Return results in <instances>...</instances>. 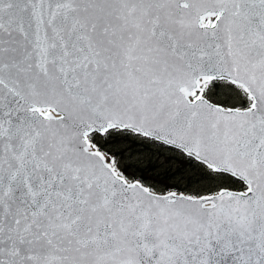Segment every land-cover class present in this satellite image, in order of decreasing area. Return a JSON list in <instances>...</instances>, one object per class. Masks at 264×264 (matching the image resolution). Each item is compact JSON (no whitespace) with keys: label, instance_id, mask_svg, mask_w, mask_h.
Segmentation results:
<instances>
[{"label":"water","instance_id":"95a60500","mask_svg":"<svg viewBox=\"0 0 264 264\" xmlns=\"http://www.w3.org/2000/svg\"><path fill=\"white\" fill-rule=\"evenodd\" d=\"M112 127L247 188L128 183L87 148ZM0 264H264V0H0Z\"/></svg>","mask_w":264,"mask_h":264},{"label":"rangeland","instance_id":"374dc122","mask_svg":"<svg viewBox=\"0 0 264 264\" xmlns=\"http://www.w3.org/2000/svg\"><path fill=\"white\" fill-rule=\"evenodd\" d=\"M214 18L215 15L209 16L206 24L213 23ZM198 96L225 108L243 109L252 104L241 86L225 79L207 80L193 95ZM88 135L102 146L90 142L88 150L98 152L105 164L128 183H139L151 192L198 197L222 189H246L239 179L133 130L113 127Z\"/></svg>","mask_w":264,"mask_h":264},{"label":"bare ground","instance_id":"6f19581e","mask_svg":"<svg viewBox=\"0 0 264 264\" xmlns=\"http://www.w3.org/2000/svg\"><path fill=\"white\" fill-rule=\"evenodd\" d=\"M209 16H214L213 14H208V15H203L202 17H201V24H206V22H205V20L207 19V18H209ZM208 80V78H206V77H201V78H199V80H198V87H200L201 85H203L204 84V82H206ZM193 95L192 94H190V93H186V97L187 98H189V99H191V97H192ZM43 114H45V115H52V116H56V114H54L52 111H50V110H48L47 112L44 110V109H41L40 110ZM113 128V127H112ZM89 147V146H88ZM183 195H185V194H183Z\"/></svg>","mask_w":264,"mask_h":264},{"label":"trees","instance_id":"16d2710c","mask_svg":"<svg viewBox=\"0 0 264 264\" xmlns=\"http://www.w3.org/2000/svg\"><path fill=\"white\" fill-rule=\"evenodd\" d=\"M90 140H91V142H92V144L94 145V146H98L99 148H102V146H100V145H98L96 142H95V140H94V138H90ZM243 188H244V186H242ZM236 190H242V189H236Z\"/></svg>","mask_w":264,"mask_h":264}]
</instances>
